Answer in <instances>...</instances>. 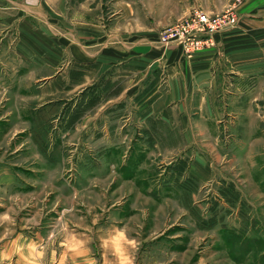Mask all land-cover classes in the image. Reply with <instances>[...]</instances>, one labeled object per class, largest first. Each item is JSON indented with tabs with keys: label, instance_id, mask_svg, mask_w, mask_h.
<instances>
[{
	"label": "rangeland",
	"instance_id": "obj_1",
	"mask_svg": "<svg viewBox=\"0 0 264 264\" xmlns=\"http://www.w3.org/2000/svg\"><path fill=\"white\" fill-rule=\"evenodd\" d=\"M113 2L0 0V264H264V131L183 133L78 62Z\"/></svg>",
	"mask_w": 264,
	"mask_h": 264
},
{
	"label": "crops",
	"instance_id": "obj_2",
	"mask_svg": "<svg viewBox=\"0 0 264 264\" xmlns=\"http://www.w3.org/2000/svg\"><path fill=\"white\" fill-rule=\"evenodd\" d=\"M114 2L108 3L106 24L93 20L81 27L83 42L77 41L87 51L76 49L78 62L132 71L149 88L145 102H160L183 133H209L214 121L232 127L228 131L241 135L238 141L245 144L257 130L264 131V0ZM225 11H232L235 22L201 37L211 42L202 51L186 56L179 47L158 46L159 32L174 23L197 12L212 19ZM153 109L151 105L146 116ZM111 252L103 248L100 254L103 258Z\"/></svg>",
	"mask_w": 264,
	"mask_h": 264
},
{
	"label": "built area",
	"instance_id": "obj_3",
	"mask_svg": "<svg viewBox=\"0 0 264 264\" xmlns=\"http://www.w3.org/2000/svg\"><path fill=\"white\" fill-rule=\"evenodd\" d=\"M227 12L229 11L212 19L205 17L200 12L194 13L192 17L178 21L159 32L157 44L163 48L179 47L186 56L200 52L211 46L208 38L202 39L201 37L220 32L225 26L235 22V18Z\"/></svg>",
	"mask_w": 264,
	"mask_h": 264
}]
</instances>
